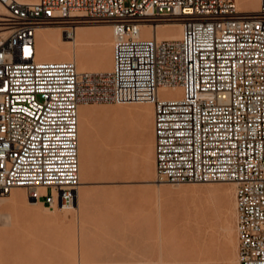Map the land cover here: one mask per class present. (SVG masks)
Here are the masks:
<instances>
[{"label":"built area","instance_id":"1","mask_svg":"<svg viewBox=\"0 0 264 264\" xmlns=\"http://www.w3.org/2000/svg\"><path fill=\"white\" fill-rule=\"evenodd\" d=\"M81 16L113 27L111 70L38 58L39 27L70 34ZM163 20L182 36L145 35ZM93 102L152 103L157 179L233 182L239 264H264V0L253 13L236 0H0V196L25 186L49 208L74 203L79 111Z\"/></svg>","mask_w":264,"mask_h":264},{"label":"rangeland","instance_id":"2","mask_svg":"<svg viewBox=\"0 0 264 264\" xmlns=\"http://www.w3.org/2000/svg\"><path fill=\"white\" fill-rule=\"evenodd\" d=\"M261 2L259 4V7L261 5ZM78 20H92V21L74 23L73 31L77 30L78 26H80V25H83V27L85 29H87V26L88 27L89 26L95 27V24H96V26L98 25L97 27H99L101 25H108L109 24L108 27L111 29V31H112V28H113L112 26H111L112 28L110 27L111 24L109 22L102 21V20L95 19V18H91V17L81 16V17H78ZM160 22L173 23V22H177V21L163 20V21H160ZM85 25H87V26H85ZM62 33L66 34V35H70V34H68L66 32L65 28H63ZM112 33H113V31H112ZM109 37H110V35H106V39H108ZM66 42H68V43L70 42L71 43V41H68V40ZM96 58H97V56L94 55L93 60H96ZM142 104H144V103L117 104V103L93 102V103H88L87 104L88 106H92V107L95 106L94 108H96V113L98 112L97 114H99V112H100L101 115L99 116V115H97L95 113L96 115H95L94 120H93V122H94L93 135L95 134L94 135L95 137L93 136L94 137L93 138L94 142L92 141V153H93V156H94V165H95V167H94L93 174L89 175L88 178L86 179V182L83 184L82 188L80 187V189H78V192L84 194V197H83L82 194H81V196L78 195L79 193L77 194V197L78 196L80 197V201H81L80 202V206H77L76 209H72L71 213H69V214L68 213L65 214V212H66L65 210L66 209H61V208H58V207L55 208V209L49 208L48 210H46V209L42 208L44 206V203H42L41 201L38 204H36V205H31L33 207L29 208L26 205V203H24L25 202V197H24L23 194L18 196L17 202L15 200L14 209H12V207H10V208L6 207L5 208V206L0 205V239H1L0 243H2V244H0V246L5 245L4 247L5 248L7 247L6 249H4V247L3 248L0 247L1 250H2V252L1 251L0 252H1V254H3L5 252V254L8 255L7 256V255L3 254L5 257L7 256L5 258L7 260V262H5L6 260H4L3 255H0V264H9V263L10 264H28V263L29 264H45V263H48V264L49 263L50 264H65V263L66 264H70V263H72V264L73 263L74 264H188L189 262H190L189 264H191V263L192 264H206V263H208V264H213V263L217 264L218 262H219L218 264H220V263L221 264H225V263L226 264H230V262H229V261H231V258L229 257L230 253L228 252L226 254V252L224 250V249H226V251H229L228 244L226 246V244L224 245V242L222 241V239L225 238V234H224V232L222 233V230L219 229V228H220L221 222L223 221V219L221 217H222V214H224V212H225L224 208L228 209L227 210L228 212L231 209L230 208V204H231V202L233 200V191L235 189V184L233 182H224V181H215V182H206V183L204 182V184L201 183V182L170 183V182H161V181L159 182V181H157L158 180L157 179V173L154 170V169H156L155 163H154V169H148L149 167L151 168L150 162H151V156L153 154V149H154V143H153V141L151 139V134H152L151 133L152 132L151 126L153 127L152 120H151V115L150 114L149 115L146 114L147 116H145L144 114H140L139 111L136 110ZM119 105H120V109L123 110V111L122 110L119 111V113L120 114L122 113L123 115L122 114L120 115L119 113H117V110H119V109H117V107H119ZM115 108H116V110H115ZM124 108H126V109L129 108V109H128V111H125L126 109L124 110ZM133 108H134V110H136L135 112L131 111V110H133ZM98 110H101V111H98ZM124 111L128 112V113L129 112L130 113L134 112V114L135 113L136 114H135V116H132L133 113H131V114L129 113L132 117L130 115H129L130 117H128V116H125V115H128V113L127 114L123 113ZM102 112H104V113L102 114ZM137 112L139 113L140 116L137 114ZM115 113H117V114H115ZM102 115H103V120L104 121H102V119H101ZM115 116H117L118 118L117 117L115 118ZM119 116H122L124 118H122V117L119 118ZM141 116H142V118H141ZM98 117L99 118L101 117V118L98 120ZM146 117H147V119H146ZM125 119H126V121H124ZM132 119H133L132 122L135 123V125L133 123V127H134V130H135L133 133L135 135L129 136L130 135L129 134V132H130L129 131V125L130 124H127V121L129 123V122H131ZM116 120H118L119 123ZM120 120H121V122H120ZM122 120L124 122H122ZM141 120H142V122H141ZM148 120H150V121H148ZM104 122H105V124H103ZM111 122H114V124L116 126L114 124L112 125ZM120 123H121V125H120ZM118 124L120 125L121 130L123 128L122 137H121V140H119V141L114 139L113 136H111L112 130L114 129V127L117 128ZM142 124H144L145 126L142 125ZM127 125H128V127H127ZM146 125L148 126V128L150 127L151 130L150 129H146V127H147ZM120 127H118V128H120ZM143 127H145V129H143ZM96 133H98V137H99L98 140L96 138L97 137ZM108 133H110V134L108 135ZM146 133L147 134L149 133L150 135H146ZM137 135L139 137L141 136L140 142L141 141L143 142V148H140V146L142 145L141 143H140V145L138 147V142H139L138 138L139 137H137ZM127 136H129L131 141L135 138L136 139L135 142L134 141L131 142L130 140H127V139H129V138H127ZM146 139H148V140H146ZM149 139H151V140H149ZM126 140L130 141V142H127ZM98 141H102V143L99 142V143H101L100 145L102 147L99 145ZM115 141L116 142L118 141L117 142L118 144L114 143ZM146 141H148L147 143H149V141H150L149 146L146 143ZM108 142H110V143H108ZM111 142L114 143V144H112ZM126 142L128 144H126ZM144 142L147 145L144 144ZM132 143H134V144L137 143V144L134 146V144H132ZM102 144H104V145H102ZM108 144H110V145L112 144L110 146V148H107V147H109ZM115 144H117V145H115ZM114 146L115 147L124 146L125 148H127L126 152L128 154L127 155H123L122 158L119 161V163L121 165L117 164L115 166V164L109 163V162H111V160L109 159L108 155H109L112 147L115 148ZM99 148H101V151L99 150L100 153H97ZM131 148H134V149H131ZM136 149H138V150H136ZM148 150H149V152H148ZM142 151H143L144 155L145 156L147 155L146 157H148V158H146L144 156V162H146V164L140 161L142 159L141 155H140V153H142ZM150 151H152V152H150ZM131 153L132 154L135 153V156L137 157V158L136 157L135 158L138 161V163H140V164H138L136 161H134V162H136L138 165L135 164V163L129 164V165L126 164V161L128 163L132 161L131 160V155H132ZM149 153H150V155H149ZM95 154L96 155L99 154V156L101 157L102 161H101L100 157L99 156H95ZM128 155H130V157ZM97 157H98V161L100 159L99 163L96 161ZM124 157H126V158L128 157L129 159L127 158V160L124 161L126 159ZM145 160H147V161H145ZM122 161H124V162H122ZM95 162H97V163H95ZM107 162H108V165H107ZM100 163H101V165H99ZM144 164H145V166H143ZM109 165H110V168L108 167ZM123 165H126V166H123ZM130 165H131L132 168H130ZM141 165L144 168L141 167ZM148 165H149V167H148ZM97 166L99 168H97ZM122 169H123L124 172L122 171ZM126 169H127V171L130 170L132 172L128 171L127 173H125ZM98 170H100L99 171L100 173L98 172ZM150 170H152V173H151ZM143 171H145V172L147 171L146 174H144L145 172H143ZM142 172H143V175H142ZM153 172H155L156 175ZM111 173H112V175H111ZM124 173L126 175L123 177L122 175H124ZM113 174H114L115 177L113 176ZM108 175H111V177L108 176ZM145 175L148 177V180H147V178L144 177ZM118 176H120V177H118ZM125 177H126V179H124ZM117 179H121V180H117ZM158 182H159V184H158ZM117 183H118V185L121 183L120 186L117 187L116 186ZM127 184H128V186H127ZM98 185H100L103 189L101 187H99ZM124 185H126V187H124ZM153 185L155 186L156 189L153 187ZM112 186H114L115 188H113ZM129 186L130 187L132 186V187L130 188ZM225 186H227V187H225ZM97 187H98V189H97ZM128 188H129V190H128ZM24 189H26V190L24 191ZM24 189H22L24 191V194H27L28 193V189L27 188H24ZM99 189L102 190L101 193H100ZM124 189H126V191H124ZM138 189H140V191ZM220 189L222 190V192H221ZM13 190L15 191L16 189L13 188L11 190V195L14 192ZM96 190H98V192L100 193V194H98L99 195L98 197L100 198V196L102 194V195L105 196L104 199H102L103 197L101 198L102 200L99 199V198L97 199V197H95L94 194H96V196H97V191ZM113 191H115L116 194ZM122 191H124V192H122ZM143 192H145V193H143ZM147 193H150L149 194L150 196L149 195L146 196ZM7 194H10V193H7ZM126 194H127V196H126ZM6 195H3L2 197L6 196ZM223 195H225V196H223ZM89 196L92 197V198H90V200L95 202V203H92L91 201L88 202L89 200H88L87 197H89ZM77 197H76V199H77ZM93 197H94V200H92ZM223 197H225L228 201L225 202L226 200H224ZM19 198H21V200ZM84 198L86 200H88L87 201L88 203H86ZM111 198H114V199H111ZM82 200L88 206L86 204H83L84 202H82ZM95 200H97L98 202L95 201ZM20 201H21V203L23 201V203L21 204ZM126 201H128V202H126ZM40 203H42L43 206L40 207ZM138 203H140V204H145L146 203L145 205H143L144 209L142 208V205H140ZM223 203H226V204L228 203L227 204L228 206H226V207L223 206V205H226V204H223ZM121 204H122V206H121ZM83 205H86L85 208H86L87 211H83L82 210V209H85V208H83ZM38 206H39V208H38ZM110 206H114V208L110 207ZM130 206L133 208V210L138 211V212L132 211ZM138 206H141V208H139ZM102 208L104 210H102ZM126 208L128 210H126ZM151 208H152V210H151ZM129 209H131V210H129ZM136 209H138V210H136ZM198 209H199V211H198ZM212 209L214 211H211ZM27 210H28V212L30 211L29 215L26 212ZM106 210H108V213H107ZM209 210L211 211V213H210ZM98 211H101V212H98ZM153 211H154V213H153ZM207 211H208V214L206 213ZM23 212L27 213V214H24ZM38 212H39V214H38ZM102 212H103L104 217L101 216ZM131 212L133 214H135V215H133ZM146 212L148 214H146ZM19 213H20V215H19ZM91 213H92L93 216L91 215ZM94 213L95 214L97 213L98 215L100 213L101 215L98 216L96 214L98 217L95 218L96 215ZM202 213L205 216H203ZM6 214H7V216H6ZM9 214H10V216H9ZM145 214L147 216H149V217H147ZM212 214H214V215L212 216ZM61 215H62L63 218L61 217ZM107 215L108 216L111 215V216H109L108 221L106 219L108 217ZM150 215H151V218H150ZM208 215L212 219L215 218L216 220H218V217H219L221 222H220V220H218L217 222H216V220L213 221L210 217H208ZM29 216L31 217L30 220H32L31 223H30L29 218H26V217H29ZM145 216H146L147 219L145 218ZM202 216H203V218H206V219L203 220ZM102 217H103L104 220L106 219L105 223H104V220L102 219ZM115 217H117V218H115ZM20 218L23 219V220L22 221H18V219L20 220ZM68 218H71L72 221H70ZM89 218H91V219H89ZM114 218L116 220L118 219L120 223L118 224L117 223L118 220L116 221ZM132 218H133V220H132ZM155 218L158 219V220H156ZM33 219H35L34 220L35 223L32 226ZM92 219H93V221H92ZM160 219H161V221H160ZM200 219L203 222H201ZM8 220L10 222H8ZM27 220H29V221H27ZM38 220H40L41 222L40 221L38 222ZM101 220H103L102 221L103 224L102 223L100 224ZM120 220H122L123 222L120 221ZM124 220H126V222ZM143 220H144V223H143ZM197 220H199V221H197ZM94 221L96 223H94ZM129 221H131V224L129 223ZM140 221H141V223H140ZM17 222H18L19 226L17 225ZM36 222L38 223V225H36L37 224ZM82 222H83V224H82ZM214 222L216 223V226L214 225L215 224ZM21 223H23L24 225L21 224ZM70 223H73V225L70 224ZM84 223H85V225H84ZM114 223H117V225L115 224L117 226L116 228H114L115 227ZM195 223L197 224V226H196ZM233 223H234V219H233ZM111 224L113 226H111ZM209 224H210L211 227L209 226ZM20 225H22L21 229H17L18 227H20ZM82 225H84V226H82ZM104 225L105 226L107 225V227H105ZM14 226H15L16 229L14 228ZM27 226H29V227H27ZM75 226H76V228H75ZM93 226H94V228H93ZM98 226H100V227L98 228ZM214 226H215V228H214ZM23 227H24V229H26L25 231H23L24 230ZM30 227H36V228H33L34 230L32 231V229ZM146 227H147V229H146ZM192 227H194L193 228L194 230H192ZM65 228H66V230H65ZM9 229H14L15 232L13 230H12L13 232L8 231ZM5 230H6V232H11V233H9V235H10L9 238H8V233H5ZM16 230H18V232H17L18 234L16 233ZM20 230L23 231L24 233L22 232L23 233L22 234L20 232ZM27 231H28L29 235L26 233ZM61 231H63V233L65 232L63 234L65 237L63 235H61V233H62ZM194 231L196 233H194ZM203 231H204V233H201ZM205 231L207 233H205ZM208 231L209 232H213V233H209ZM19 232H20V234H19ZM29 232H31L32 234L29 233ZM34 232L35 233L38 232V234H35ZM190 232H192V235L190 234ZM216 232H218V234H220V235H218ZM3 234L5 236L4 238H3ZM24 234L26 236H24ZM33 234H35L34 237H33ZM209 234H211L212 236L211 235L208 236ZM214 234L216 235L215 236L216 238L214 237ZM12 235H14V237L16 235H18V237H16V238L21 239V241H19L18 239L16 240V238H15V240L17 242L15 240H14L15 242L13 240H11V242H10V238H11ZM115 235H117V236H115ZM205 235H206V237H205ZM217 235L219 237H217ZM20 236H22V237H20ZM27 236L32 237L31 238L32 240L35 239L34 242L30 238H29V240H26ZM35 236H36V238H35ZM189 236L192 237V238L190 239ZM195 236H196V238H195ZM2 238H3L4 242H3ZM39 238L40 239L42 238L41 241H40ZM199 238H200V241H199ZM201 238H202V240H204V243L201 240ZM208 238L212 239V243L213 244L211 243L210 239H208ZM8 239H9V241H6ZM36 239H39L40 242L37 241ZM213 239H214V241H213ZM24 240L26 242H28V241L29 242L31 241V242H30V244H29V242L25 243ZM218 240H219L220 243L218 242ZM224 240H226V238ZM198 241H199V243L202 241L203 244L202 243L198 244L197 243ZM205 241H206V243H205ZM207 241H210V245H209V243ZM215 241H216L217 244H214ZM18 242L21 243V244H19ZM193 242H195V243H193ZM237 242H238V239H237ZM22 243H23V247L18 246V245H22ZM225 243H227V241H225ZM7 244L9 246H6ZM12 244H14V245H12ZM26 244L31 245L32 247L28 246ZM193 244H195V245H193ZM211 244H212V246H211ZM11 245L14 246L13 248H14L15 251L12 250V252L10 253L9 250L13 249V248H11L12 247ZM198 245H202L203 247L202 246H198ZM220 245L224 246V248H222ZM27 246H28V248H27ZM213 246H214L215 249L213 248ZM236 246H238V244H236ZM201 247H202V249H201ZM32 248H34V249H32ZM193 248L195 250H197V251L199 250L200 251V255L199 254L197 255V253H195L197 251H194ZM205 248H207V249H205ZM209 248H213V251H212V249L210 250ZM28 250H30V252L32 253L33 256L30 254V252ZM214 250H215V253H217L218 255H219L218 251L222 250L221 253H220L221 255L218 256L215 253H213ZM236 250H237V247H236ZM13 251H14V253H13ZM17 251L21 254V256L25 252L26 255L24 254L25 256L23 255V257H22V260H25V261H21V259H20L21 256H20V254ZM21 251L23 253H21ZM32 251H34V253ZM59 251L61 253L63 251L62 254H64V255L61 254V257H63L64 259H61V257L59 256L60 255ZM193 251H194V254H191V252L193 253ZM211 251H212L213 254L209 255V253H211ZM8 252L10 253V255H9ZM16 253H17V255H16ZM35 253H38V254H36L37 255L36 257H34ZM69 253H72V254H69ZM202 253H204V254H202ZM205 253H206L207 256H205ZM236 253H237V251H236ZM51 254L53 255V257H55L56 254L57 255L59 254L58 257L57 256L55 257V259L57 258L56 260H58V261L55 262V259L52 258ZM195 254H196V256H194ZM214 254L216 255L215 259H212L214 256H211V255H214ZM14 255L15 256L19 255L20 257L18 256V258L13 259V258H15ZM27 255L30 256V257L28 258ZM40 255L42 257L41 260H40ZM71 255H73V256L70 257ZM10 256H13V258H11ZM44 256H45L46 260H45ZM46 256L47 257L51 256V257H48L49 258L48 259ZM190 256L192 258L194 257L193 259H195V260L190 258ZM201 256H203V259H202ZM24 257L25 258L27 257V259H29V261H30V258H32V257H34V258L31 259L32 260L31 261L32 263H31V262H28ZM37 257H38L37 260L41 261L40 263H38L39 261L35 260ZM225 257L226 258L229 257V258L226 259ZM8 258H11V259H8ZM187 258H189V259L187 260ZM17 259H20V260H18L19 263L15 261ZM42 259H43V261H42ZM60 259H61V261H63V263H61L59 261ZM66 259H67L68 262H66ZM52 260H53V262H52ZM70 260L75 261V262H71ZM44 261H47V262H44ZM227 261H228V263H227ZM234 263H235V261H234Z\"/></svg>","mask_w":264,"mask_h":264},{"label":"bare ground","instance_id":"3","mask_svg":"<svg viewBox=\"0 0 264 264\" xmlns=\"http://www.w3.org/2000/svg\"><path fill=\"white\" fill-rule=\"evenodd\" d=\"M262 0H236V2H237V7H238V10L239 11H242V12H247V13H253V12H255V11H257L259 8V4H260V2H261ZM89 21H92V20H77V22H89ZM109 25V24H108ZM108 25H101V26H99V27H97L96 26V24H95V27H91V26H87V25H85V26H87V29H85L84 27H83V25H80V26H78V28H77V30H75L73 33L71 32L70 33V35H66V34H63L62 33V31H63V27H61V26H58V25H52V26H42V27H39L38 28V30H37V46H38V58L39 59H42V60H75V62L77 63V66H78V69L80 70V71H108V70H111L112 69V66H113V42H114V33H112V31H113V28L111 27V25H110V27L112 28V31H111V29L108 27ZM102 27V28H101ZM75 28V29H76ZM79 29V30H78ZM143 31H144V33H145V35H148V36H152V35H156L158 38H167V39H179L181 36H182V32H183V23L182 22H180V21H177V22H173V23H169V22H157V23H155L154 25L153 24H149V23H144V25H143ZM154 31V32H153ZM106 35H110V37L108 38V39H106ZM71 41V43L69 42H66V41ZM94 55H96L97 56V58H96V60H93V57H94ZM164 90H168V91H176V95L178 96V95H180L181 94V90H180V88H178V87H175V88H171V87H165V88H162L161 89V91H164ZM142 103H144V104H142V105H140L136 110H138L139 111V113L140 114H144L145 116H147L146 114H150L151 115V120H152V124H153V122H154V105L152 104V103H150V102H142ZM92 105V104H91ZM95 107V106H94ZM94 107H92V106H88L87 104H82L81 106H80V111H79V124H80V184H79V186H78V189H80V187L82 188V186H83V184L86 182V179L88 178V176L89 175H92L93 174V172H94V167H95V165H94V156H93V153H92V141L94 142V140H93V138L95 137L94 135H93V130H94V122H93V120H94V117H95V115L98 113H96V108H94ZM116 107V106H115ZM132 107V106H131ZM100 108V107H99ZM105 108V107H104ZM122 108V107H121ZM98 109V108H97ZM101 109V108H100ZM117 109H119V110H117V113H119V111H121L122 109H120V105H119V107H117ZM126 108H124V110H125ZM129 109V108H128ZM128 109H126L125 111H128ZM131 109V108H130ZM115 110H116V108H115ZM136 110H134V108H133V110H131V111H136ZM98 111H101V110H98ZM103 111V110H102ZM105 111V110H104ZM123 111V110H122ZM123 112V113H128V112ZM134 112H131V113H133L132 114V116H135V114H134ZM96 113V114H95ZM104 112H102V114H103ZM117 113H115V114H117ZM130 113V112H129ZM128 113V115H125V116H128V117H130L131 115V113L129 114ZM139 113L137 112V114L139 115ZM120 114V113H119ZM118 114V115H119ZM122 114V113H121ZM120 114V115H121ZM97 115H101L100 114V112H99V114H97ZM123 115V114H122ZM130 115V116H129ZM131 116V117H132ZM140 116V115H139ZM97 117V116H96ZM117 116H115V118H116ZM120 117H122V116H119V118ZM149 117V116H148ZM101 118V117H100ZM99 117H98V120L100 119ZM118 118V117H117ZM122 118H124V117H122ZM141 118H142V116H141ZM140 118V119H141ZM145 118V117H144ZM143 118V119H144ZM102 121H104L103 120V115H102ZM137 119V118H136ZM135 119V120H136ZM139 119V120H140ZM146 119H147V117H146ZM149 119V118H148ZM97 120V119H96ZM128 120V119H127ZM101 121V120H100ZM99 121V122H100ZM117 122H118V120H116ZM124 121H126V119L124 120ZM123 120H122V122H124ZM133 121V119L131 120V122H129L128 123V121H127V124H130L129 125V136H133V135H135L133 132L135 131L134 130V127H133V123L134 122H132ZM148 121H150V120H148ZM115 122V121H114ZM114 122H111L112 123V125L114 124ZM120 122H121V120H120ZM141 122H142V120H141ZM145 122V121H144ZM116 123V122H115ZM119 123V122H118ZM146 123V122H145ZM144 123V124H145ZM149 123V122H148ZM101 124V123H100ZM99 124V125H100ZM103 124H105V122L103 123ZM123 124V123H122ZM137 124V123H136ZM144 124H142V125H144ZM97 125V124H96ZM115 125V124H114ZM119 125V124H118ZM117 125V128L116 127H114V129L112 130V132H111V136H113L114 137V139H116V140H121V137H122V130H123V128H122V130H121V127H120V125H121V123H120V125L118 126ZM124 125V124H123ZM134 125H135V123H134ZM141 125V126H142ZM150 125V124H149ZM111 126V125H110ZM116 126V125H115ZM145 126V125H144ZM147 126V125H146ZM113 127V126H112ZM118 127H120V128H118ZM123 127V126H122ZM127 127H128V125H127ZM126 127V128H127ZM151 128H152V134H151V139H152V141H153V143H154V134H153V127L151 126ZM136 129V128H135ZM143 129H145V127H143ZM142 129V130H143ZM146 129H150V127L148 128V126L146 127ZM151 130V129H150ZM137 131V130H136ZM145 131V130H144ZM95 132V131H94ZM97 132V131H96ZM109 132V131H108ZM150 132V131H149ZM99 133V132H98ZM98 133H96L97 134V140L99 139V137H98ZM137 133V132H136ZM141 133V132H140ZM144 133V132H143ZM142 133V134H143ZM110 133H108V135H109ZM146 135H150L149 133L147 134L146 133ZM94 136V137H93ZM129 136H127V138H129ZM109 137V136H108ZM126 137V136H125ZM137 137H139L138 135H137ZM146 137V136H145ZM111 138V137H110ZM140 138H141V136L138 138V140H139V142H138V147H139V145H140V143L142 144L141 146H140V148H143V142L141 141L140 142ZM144 138V137H143ZM142 138V139H143ZM151 139H149V140H151ZM127 140H130V138L129 139H127ZM126 140V141H127ZM135 138L132 140V141H134L135 142ZM146 140H148V139H146ZM96 141V140H95ZM110 141V140H109ZM117 141V142H118ZM131 141V140H130ZM130 141H127V142H130ZM131 141V142H132ZM151 141V142H152ZM97 142V141H96ZM95 142V143H96ZM99 142H101L102 143V141H98V143ZM116 141L114 142V143H117ZM126 142V144H128ZM148 141H146V143H147ZM101 143H99V145L101 144ZM107 143V142H106ZM108 143H110V142H108ZM112 143V142H111ZM114 143H112V144H114ZM145 142H144V144H146ZM149 143H150V141H149ZM149 143H147L148 144V146H149ZM105 144V143H104ZM104 144H102V145H104ZM111 144V145H112ZM118 144V143H117ZM117 144H115V145H117ZM123 144V143H122ZM132 144H134V143H132ZM137 144V143H136ZM136 144H134V146L136 145ZM146 144V145H147ZM109 145V147H107V148H110V144H108ZM107 145V146H108ZM101 146V145H100ZM133 146V145H132ZM131 146V147H132ZM133 146V147H134ZM102 147V146H101ZM115 147V146H114ZM147 148V147H146ZM126 149L127 148H125L124 146H117V147H115V148H113L112 147V149H111V151H110V153H109V159L111 160V162H109V163H112V164H115V166L117 165V164H120L119 163V161H120V159L122 158V156L123 155H127L128 153L126 152ZM131 149H134V148H131ZM149 149V148H148ZM101 151V148H99L98 149V151ZM136 150H138V149H136ZM143 150V149H142ZM97 151V153H100V151L98 152ZM135 151V150H134ZM145 151V150H144ZM147 151V150H146ZM132 152V151H131ZM148 152H149V150H148ZM147 152V153H148ZM150 152H152V151H150ZM95 153V152H94ZM137 153V152H136ZM132 154V153H131ZM130 154V155H131ZM130 155H128L129 157H130ZM140 155H141V162H143V163H145L146 164V162H144V153H143V151H142V153H140ZM149 155H150V153H149ZM95 156H99V154H95ZM147 156V155H146ZM145 156V157H146ZM100 157V156H99ZM136 156H135V153H133L132 155H131V162H127L126 160H127V158L126 157H124V158H126L124 161H126V164H133V163H135V164H137L138 163V161L136 160V158H135ZM103 158V157H102ZM146 158H148V157H146ZM145 158V159H146ZM100 159H101V157H100ZM100 159H99V161H100ZM106 159V158H105ZM129 159V158H128ZM104 160V159H103ZM148 160V159H147ZM147 160H145V161H147ZM96 161L99 163V161H98V157H97V159H96ZM101 161H102V159H101ZM124 161H122V162H124ZM130 161V160H129ZM134 161H136V162H134ZM97 162H95V163H97ZM105 162V161H104ZM108 162H107V165H108ZM149 162V161H148ZM154 163H155V155H154V149H153V154H152V156H151V162H150V164H151V168L149 167V165H148V169H154ZM124 164V163H123ZM134 164V165H135ZM138 164H140V163H138ZM137 164V165H138ZM145 164L143 165V166H145ZM99 165H101V163L99 164ZM111 165V164H110ZM110 165L108 166L109 168H110ZM121 165V164H120ZM112 166V165H111ZM123 166H126V165H123ZM142 165H141V167H143ZM147 166V165H146ZM113 167V166H112ZM128 167V166H127ZM126 167V168H127ZM155 167H156V165H155ZM97 168H99L98 166H97ZM129 168V167H128ZM127 168V169H128ZM130 168H132L131 167V165H130ZM129 168V169H130ZM144 168V167H143ZM127 169H126V172L125 173H127L128 171H130V170H128L127 171ZM140 169V168H139ZM138 169V170H139ZM142 169V168H141ZM111 170V169H110ZM137 170V169H136ZM143 170V169H142ZM141 170V171H142ZM146 170V169H145ZM155 171H156V169H154ZM100 170H98V172H99ZM122 171H123V169H122ZM151 171V173H152V170H150ZM97 172V173H98ZM111 172V171H110ZM124 172V171H123ZM130 172H132V171H130ZM143 172H145V171H143ZM143 172H142V175H143ZM147 172V171H146ZM146 172L144 173V174H146ZM100 173V172H99ZM124 173V175H122L123 177L126 175ZM153 173H155V172H153ZM130 174V173H129ZM111 175H112V173H111ZM111 175H108V176H110L111 177ZM155 175H156V173H155ZM107 176V177H108ZM113 176H114V174H113ZM121 176V177H122ZM100 177V176H99ZM106 177V178H107ZM115 177V176H114ZM118 177H120V176H118ZM122 177V178H123ZM143 177V176H142ZM145 178H147V180H148V177L145 175L144 176ZM154 178V177H153ZM92 179V178H91ZM124 179H126V177L124 178ZM113 180V179H112ZM117 180H121V179H117ZM123 180V179H122ZM90 181V180H89ZM93 181V180H92ZM114 181V180H113ZM157 181H159V180H157ZM149 182V181H148ZM160 182V181H159ZM159 182H158V184H159ZM127 183V182H126ZM206 183V182H205ZM121 184V183H120ZM120 184L118 185V183L116 184V186L118 187V186H120ZM124 184V183H123ZM149 184V183H148ZM147 184V185H148ZM204 184V183H203ZM196 185V184H195ZM226 185V184H225ZM85 186V185H84ZM99 187H101L100 185H98ZM127 186H128V184H127ZM202 186V185H201ZM113 188H115L114 186H112ZM111 187V188H112ZM124 187H126V185H124ZM123 187V188H124ZM130 187V186H129ZM132 187V186H131ZM130 187V188H131ZM148 187V186H147ZM153 187L155 188V186L153 185ZM225 187H227V186H225ZM224 187V188H225ZM24 188H26L25 186H17V187H14V189H16L13 193H12V195H11V192H9L10 194H4V195H6V196H4V197H2L3 195H1L0 196V205H2V206H5V208L6 207H12V209H14V205H15V200H16V202H17V198H18V196H20V195H24V197H25V202L24 203H26V205L29 207V208H31V207H33V206H31V205H36V204H38L40 201H37L36 199H34V198H32L28 193L27 194H24V191L26 190V189H24ZM84 188V187H83ZM94 188V187H93ZM102 188V187H101ZM100 188V189H101ZM110 188V189H111ZM112 188V189H113ZM22 189H24V191L22 190ZM95 189V188H94ZM97 189H98V187H97ZM99 189V191H100V193H101V191L102 190H100ZM103 189V188H102ZM127 189V188H126ZM126 189H124V191H126ZM153 189V188H152ZM156 189V188H155ZM226 189V188H225ZM128 190H129V188H128ZM139 191H140V189H138ZM221 190V189H220ZM41 191H43V189H41ZM80 191V190H79ZM97 191V196H96V194H94L95 195V197H97V199L99 198L98 196V194H100L99 192H98V190H96ZM124 191H122V192H124ZM151 191V190H150ZM149 191V192H150ZM111 192V191H110ZM114 193H115V191H113ZM112 192V193H113ZM128 192V191H127ZM221 192H222V190H221ZM79 194L78 195H80L81 196V194L83 195V197H84V194L83 193H80V192H78ZM143 193H145V192H143ZM111 194V193H110ZM116 194V193H115ZM150 193H147V195L146 196H148ZM226 194V193H225ZM144 195V196H145ZM221 195V194H220ZM117 196V195H116ZM126 196H127V194H126ZM150 196V195H149ZM223 196H225V195H223ZM103 197V198H102ZM104 195H102L101 194V196H100V198L99 199H104ZM110 197V196H109ZM112 197V196H111ZM114 197V196H113ZM22 198V197H21ZM21 198H19L20 200H21ZM88 198V200H86L85 198V201H86V203H88V202H90L91 200H90V198H92V197H87ZM115 198V197H114ZM114 198H111V199H114ZM145 198V197H144ZM149 198V197H148ZM224 198V200H226L225 202H227L228 200L225 198V197H223ZM96 199V198H95ZM101 199V200H102ZM116 199V198H115ZM221 199V198H220ZM92 200H94V197H93V199ZM223 200V199H222ZM19 201V200H18ZM88 201V202H87ZM95 201H97V200H95ZM104 201V200H103ZM118 201V200H117ZM148 201V200H147ZM80 197L78 196L77 197V199L74 201V203L73 204H71V205H69V206H64V207H59V208H61V209H66L65 211V214H69V213H71V211H72V209H76V207L77 206H80ZM82 202H84L83 200H82ZM92 203H95V202H93V201H91ZM98 202V201H97ZM105 202V201H104ZM113 202V201H112ZM120 202V201H119ZM126 202H128V201H126ZM125 202V203H126ZM20 203H21V201H20ZM22 203H23V201H22ZM21 203V204H22ZM85 202L83 203V204H86ZM121 203V202H120ZM143 203V202H142ZM42 203H40V207L41 206H43V204L41 205ZM104 204V203H103ZM114 204V203H113ZM116 204V203H115ZM138 204H140V203H138ZM146 204V203H145ZM145 204H140V205H142V208H143V205H145ZM223 204H226V203H223ZM228 204V203H227ZM223 205V206H228V205ZM25 205V206H26ZM87 205V204H86ZM86 205H83V208H85L86 207ZM97 205V204H96ZM105 205V204H104ZM112 205V204H111ZM88 206V205H87ZM93 206V205H92ZM121 206H122V204H121ZM120 206V207H121ZM129 206V205H128ZM148 206V205H147ZM17 207V206H16ZM15 207V208H16ZM90 207V206H89ZM88 207V208H89ZM101 207V206H100ZM110 207H113L114 208V206H110ZM116 207V206H115ZM131 207V206H130ZM139 208H141V206H138ZM137 207V208H138ZM145 207V206H144ZM38 208H39V206H38ZM42 208H44V209H46V210H48L49 209V207L46 205V204H44V206L42 207ZM93 208V207H92ZM91 208V209H92ZM96 208V207H95ZM98 208V207H97ZM107 208V207H106ZM146 208V207H145ZM223 208V207H222ZM230 211L228 212L227 210L228 209H226V208H224L225 209V212H224V214H222V219H223V221L221 222V220H220V218L218 217V220H220V222H221V224H220V228L219 229H221L222 230V233L224 232V234H225V238H226V240H224V239H222V241L224 242V245L226 244V246H227V244H228V248H229V251H226V249H224L225 250V252H226V254L229 252L230 253V255H229V257L231 258V261H229L230 262V264H239V260H238V256H237V253H236V247H238V246H236V244H238V242H237V234H236V228H235V224L233 223V219H234V217H235V189H234V191H233V200H232V202H231V204H230ZM90 209V208H89ZM131 209H132V211H135V210H133V208L131 207ZM131 209H129V210H131ZM144 209V208H143ZM142 209V210H143ZM215 209V208H214ZM38 210V209H37ZM78 210V209H77ZM81 210V209H80ZM83 211H87L86 210V208L85 209H82ZM102 210H104L103 208H102ZM126 210H128L127 208H126ZM136 210H138V209H136ZM151 210H152V208H151ZM197 210V209H196ZM39 211V210H38ZM107 211V213H108V210H106ZM144 211V210H143ZM198 211H199V209H198ZM210 211V210H209ZM211 211H214L213 209L211 210ZM211 211H210V213H211ZM25 212V211H24ZM23 212V213H24ZM27 213H28V215H29V213H30V211L28 212V210L26 211ZM45 212V211H44ZM48 212V211H47ZM64 212V211H63ZM62 212V213H63ZM98 212H101V211H98ZM126 212V211H125ZM135 212H138V211H135ZM142 212V211H141ZM201 212V211H200ZM27 213H24V214H27ZM36 213V212H35ZM93 213V212H92ZM92 213H91V215H92ZM128 213V212H127ZM132 213V212H131ZM130 213V214H131ZM140 213V212H139ZM145 213V212H144ZM152 213V212H151ZM153 213H154V211H153ZM152 213V214H153ZM207 214H208V211L206 212ZM209 213V214H210ZM215 213V212H214ZM38 214H39V212H38ZM37 214V215H38ZM95 214V213H94ZM97 214V213H96ZM95 214V215H96ZM105 214V213H104ZM126 214V213H125ZM133 214V213H132ZM146 214H148L147 212H146ZM145 214V215H146ZM203 214V213H202ZM206 214V215H207ZM216 214V213H215ZM19 215H20V213H19ZM32 215V214H31ZM35 215V214H34ZM60 215V214H59ZM98 215V214H97ZM96 215V217L95 218H97L98 216H100L101 214L99 213V215L97 216ZM114 215V214H113ZM133 215H135V214H133ZM143 215V214H142ZM199 215V214H198ZM214 214H212V216H213ZM5 216V215H4ZM6 216H7V214H6ZM9 216H10V214H9ZM39 216V215H38ZM67 216V215H66ZM93 216V215H92ZM101 216H103L104 217V215H103V212H102V215ZM106 216V215H105ZM108 216V215H107ZM109 216H111V215H109ZM109 216L106 218L107 219V221H108V218H109ZM115 216V215H114ZM147 216V215H146ZM146 216H145V218H146ZM157 216V215H156ZM196 216V215H195ZM203 216H205L204 214H203ZM203 216H202V219L204 220V219H206V218H203ZM218 216V215H217ZM61 217H62V215H61ZM103 217H102V219H103ZM139 217V216H138ZM147 217H149V216H147ZM208 217H210L209 215H208ZM26 218H29V220L31 219V217L29 216V217H26ZM38 218V217H37ZM36 218V219H37ZM63 218V217H62ZM61 218V219H62ZM66 218V217H65ZM93 218V217H92ZM113 218V217H112ZM115 218H117V217H115ZM114 218V219H115ZM150 218H151V215H150ZM199 218V217H198ZM211 218V217H210ZM217 218V217H216ZM10 219V218H9ZM70 221H72L71 220V218H68ZM89 219H91V218H89ZM94 219V218H93ZM93 219H92V221H93ZM106 219L104 220V223H105V221H106ZM120 219V218H119ZM135 219V218H134ZM147 219V218H146ZM149 219V218H148ZM156 219V218H155ZM154 219V220H155ZM212 219V218H211ZM23 219H21L20 218V220L18 219V221H22ZM25 220V219H24ZM29 220H27V221H29ZM34 220L35 219H33V223H32V226L34 225ZM66 220V219H65ZM103 220H101L100 221V224L102 223V221ZM116 220V219H115ZM118 220V219H117ZM116 220V221H117ZM132 220H133V218H132ZM131 220V221H132ZM156 220H158V219H156ZM201 220V219H200ZM213 221L214 220H216L215 218L214 219H212ZM218 220H216V222L218 221ZM26 221V222H27ZM40 220H38V222H39ZM86 221V220H85ZM88 221V220H87ZM96 221V220H95ZM94 221V223H96ZM120 221H122V220H120ZM125 222H126V220H124ZM131 221H129V223L131 224ZM160 221H161V219H160ZM197 221H199V220H197ZM211 221V220H210ZM212 221V222H213ZM8 222H10L9 220H8ZM24 222V221H23ZM32 222V220H30V223ZM41 222V221H40ZM43 222V221H42ZM99 222V221H98ZM115 222V221H114ZM123 222V221H122ZM121 222V223H122ZM128 222V221H127ZM156 222V221H155ZM201 222H203L202 220H201ZM209 222V221H208ZM37 223V222H36ZM62 223V222H61ZM66 223V222H65ZM107 223V222H106ZM109 223V222H108ZM118 224L120 223L119 222V220H118V222H117ZM117 223H114V225L116 224L117 225ZM133 223V222H132ZM140 223H141V221H140ZM143 223H144V220H143ZM142 223V224H143ZM146 223V222H145ZM150 223V222H149ZM148 223V224H149ZM157 223V222H156ZM215 223V222H214ZM213 223V224H214ZM21 224H23V223H21ZM63 224V223H62ZM70 224H72L73 225V223H70ZM82 224H83V222H82ZM103 224V223H102ZM113 224V223H112ZM111 224V226H113ZM123 224V223H122ZM147 224V225H148ZM161 224V223H160ZM196 224V223H195ZM199 224V223H198ZM202 224V223H201ZM208 224V223H207ZM17 225H18V222H17ZM24 225V224H23ZM36 225H38V223L36 224ZM35 225V226H36ZM65 225V224H64ZM84 225H85V223H84ZM84 225H82V226H84ZM98 225V224H97ZM108 225V224H107ZM107 225L105 226V227H107ZM115 225V227L114 228H116L117 226ZM126 225V224H125ZM157 225V224H156ZM203 225V224H202ZM215 226H216V223L214 224ZM16 226V225H15ZM15 226H14V228H15ZM19 226V225H18ZM17 226V227H18ZM26 226V225H25ZM92 226V225H91ZM101 226V225H100ZM100 226H98V228L100 227ZM131 226V225H130ZM161 226V225H160ZM196 226H197V224H196ZM208 226V225H207ZM209 226H210V224H209ZM215 226H214V228H215ZM21 227H22V225H20V227H18L17 229H21ZM27 227H29V226H27ZM199 227V226H198ZM211 227V226H210ZM31 229H32V231L34 230L33 228H36V227H30ZM75 228H76V226H75ZM93 228H94V226H93ZM143 228V227H142ZM194 227H192V230H194L193 229ZM217 228V229H218ZM16 229V228H15ZM23 229H24V227H23ZM22 229V230H23ZM29 229V228H28ZM102 229V228H101ZM146 229H147V227H146ZM197 229V228H196ZM14 231V229H9L8 231H11V232H13ZM26 229H24L23 231H25ZM40 230V229H39ZM62 230V229H61ZM65 230H66V228H65ZM84 230V229H83ZM191 230V231H192ZM212 230V229H211ZM216 230V229H215ZM214 230V231H215ZM23 231H21L20 230V232L22 233ZM31 231V230H30ZM31 231V232H32ZM116 231V230H115ZM198 231V230H197ZM202 231V230H201ZM218 231V230H217ZM11 232H6V230H5V233H8V238H9V233H11ZM15 232V231H14ZM18 232V230H16V233ZM20 232H19V234H20ZM31 232H29V233H31ZM62 233H61V235H63L64 233H63V231H61ZM141 232V231H140ZM146 232V231H145ZM209 232V231H208ZM15 233V234H16ZM24 233V232H23ZM22 233V234H23ZM27 234H28V231L26 232ZM33 233V232H32ZM31 233V234H32ZM35 233V232H34ZM116 233V232H115ZM194 233H196L195 231H194ZM201 233H204V231L203 232H201ZM205 233H207L206 231H205ZM209 233H213V232H209ZM217 234H218V232H216ZM14 234V235H15ZM18 234V233H17ZM30 234V235H31ZM35 234H38V232L37 233H35ZM35 234H33V237H34V235ZM120 234V233H119ZM190 234L192 235V232H190ZM223 234V235H224ZM6 235V234H5ZM14 235H12L11 236V238H10V242H11V240H15V238L16 237H18V235H16L15 237H14ZM29 235V234H28ZM66 235V234H65ZM139 235V234H138ZM190 235V236H191ZM194 235V234H193ZM199 235V234H198ZM201 235V234H200ZM211 234H209L208 236H210ZM218 235H220V234H218ZM217 235V237H219ZM23 236V235H22ZM22 236H20V237H22ZM24 236H26L25 234H24ZM64 236V235H63ZM62 236V237H63ZM115 236H117V235H115ZM122 236V235H121ZM189 236V237H190ZM202 236V235H201ZM207 236V237H208ZM212 236V235H211ZM216 235L214 234V237H215ZM222 236V235H221ZM5 236H4V234H3V238H4ZM13 237V238H12ZM40 237V236H39ZM65 237V236H64ZM68 237V236H67ZM66 237V238H67ZM194 237V236H193ZM203 237V236H202ZM205 237H206V235H205ZM213 237V238H214ZM224 237V236H223ZM3 238H2V240H3ZM7 238V237H6ZM24 238V237H23ZM29 238L31 239L32 237H29V236H27V239L26 240H29ZM35 238H36V236H35ZM38 238V237H37ZM192 237H190V239H191ZM195 238H196V236H195ZM198 238V237H197ZM216 238V237H215ZM214 238V239H215ZM18 238H16V240H17ZM40 239V238H39ZM39 239H36L37 241H39ZM42 239V238H41ZM41 239H40V241H41ZM208 239H210V238H208ZM214 239H213V241H214ZM220 239V238H219ZM15 240V241H16ZM19 241H21V239H18ZM32 240V239H31ZM35 240V239H34ZM34 240H32L33 242H34ZM193 240V239H192ZM201 240H202V238H201ZM6 241H9V239L8 240H6ZM12 241V242H13ZM14 241V242H15ZM25 241V240H24ZM23 241V242H24ZM36 241V242H37ZM39 241V242H40ZM199 241H200V238H199ZM199 241L197 242L198 244H200V243H202V241H203V243H204V240H202L200 243H199ZM210 241H211V243H212V239H210ZM210 241H207L208 243H209V245H210ZM225 241H227V243H225ZM0 242H1V239H0ZM3 242H4V240H3ZM9 242V243H10ZM17 242V241H16ZM29 242V241H28ZM28 242H26L25 241V243H28ZM31 242V241H30ZM30 242H29V244H30ZM35 242V243H36ZM218 242H219V240H218ZM19 243V242H18ZM38 243V242H37ZM193 243H195V242H193ZM196 243V244H197ZM202 243V244H203ZM205 243H206V241H205ZM207 243V244H208ZM220 243V242H219ZM0 244H2V243H0ZM19 244H21V243H19ZM206 244V245H207ZM213 244V243H212ZM212 244H211V246H212ZM214 244H217L216 243V241H215V243ZM12 245H14V244H12ZM11 245V246H12ZM26 245H28V244H26ZM25 245V246H26ZM35 245V244H34ZM193 245H195V244H193ZM205 245V244H204ZM223 245V244H222ZM222 245H220L222 248H224V246H222ZM5 245H3V246H0V247H4ZM6 246H9L8 244L6 245ZM10 246V247H11ZM18 246H21V247H23V243H22V245H18ZM28 246H31V245H28ZM28 246H27V248H28ZM36 246V245H35ZM198 246H202V245H198ZM219 246V245H218ZM9 247V248H10ZM14 246H12L11 248H13ZM16 247V246H15ZM32 247V246H31ZM193 247V246H192ZM195 247V246H194ZM197 247V246H196ZM203 247V246H202ZM202 247H201V249H202ZM210 247V246H209ZM7 248V247H6ZM5 247H4V249H6ZM26 248V249H27ZM35 248V247H34ZM34 248H32V249H34ZM199 248V247H198ZM213 248H214V246H213ZM213 248H209L210 250L212 249V251H213ZM219 248V247H218ZM226 248V247H225ZM227 248V249H228ZM20 249V248H19ZM194 249V248H193ZM192 249V250H193ZM204 249V248H203ZM205 249H207V248H205ZM215 249V248H214ZM12 250H14V248L13 249H10L9 250V252L11 253L12 252ZM31 250V249H30ZM30 250H28L29 252H30ZM0 251L2 252V250H1V248H0ZM4 251V250H3ZM15 251V250H14ZM14 251H13V253H14ZM20 251V250H19ZM25 251V250H24ZM35 251V250H34ZM34 251H32L33 253H34ZM194 251H197V250H195L194 249ZM194 251H193V253L191 252V254H194ZM199 251V250H198ZM195 252V253H197V255L199 254L200 255V251L199 252ZM204 251V250H203ZM209 251V250H208ZM212 251H211V253H209V255L210 254H213V253H215V250H214V252L212 253ZM218 251V250H217ZM222 251V250H221ZM221 251H218L219 252V255H221L220 253H221ZM1 252H0V255H7V254H5V252L3 253V254H1ZM8 252V253H9ZM18 252V251H17ZM60 252V251H59ZM69 252V251H68ZM7 253V252H6ZM10 253H9V255H10ZM19 253V252H18ZM21 253H23L22 251H21ZM62 253H63V251H62ZM61 252H60V257H61V254H62ZM66 253V252H65ZM207 253V252H206ZM206 253H205V256H207L206 255ZM20 254V253H19ZM25 254V252L23 253V255ZM29 254V253H28ZM30 254L32 255V253L30 252ZM36 254H38V253H35L34 255V257H36L37 255ZM67 254V253H66ZM69 254H72V253H69ZM202 254H204V253H202ZM216 255H218L217 253H215ZM211 255V256H214L212 259H215V256L216 255ZM223 254V253H222ZM3 255V257H4V260H6L5 258L8 256H4ZM12 255V254H11ZM16 255H17V253H16ZM23 255L21 256V254H20V259H21V261H25V260H22V257H23ZM26 255V254H25ZM24 255V256H25ZM52 255V254H51ZM55 255V254H54ZM58 255L56 254L55 255V257L57 256L58 257ZM62 255H64V254H62ZM68 255V254H67ZM218 255V256H219ZM15 256V255H14ZM18 256H15V258H13V256H10L11 258H13V259H16V258H18ZM33 256V255H32ZM66 256V255H65ZM73 255H71L70 257H72ZM194 256H196V254L194 255ZM204 256V255H203ZM203 256H201L202 257V259H203ZM204 256V257H205ZM223 256V255H222ZM225 256V255H224ZM27 257L29 258L30 256H28L27 255ZM27 257L25 258L28 262H31L32 260V258H34V257H32V258H30V261H29V259H27ZM39 257V256H38ZM38 257L35 259L36 261H39L38 263H40L41 261V255H40V260H37L38 259ZM47 257V256H46ZM48 257H51V256H48ZM47 257V258H48ZM55 257H53V255H52V258H54L55 259ZM68 257V256H67ZM69 257V258H70ZM198 257V256H197ZM196 257V258H197ZM229 257H227V258H229ZM233 257V258H232ZM235 257V258H234ZM2 258V257H1ZM11 258H8V259H11ZM44 258H45V256H44ZM51 258V259H52ZM68 258V259H69ZM76 258V257H75ZM190 258H192L191 256H190ZM194 258V257H193ZM192 258V259H193ZM199 258V257H198ZM220 258V257H219ZM226 258V257H225ZM226 258V259H227ZM20 259H17V260H15L16 262H18V260H20ZM49 259V258H48ZM57 259V258H56ZM55 259V262L56 261H58V260H56ZM59 259V258H58ZM61 259H64L63 257H61ZM61 259L59 260L61 263H63V261H61ZM74 259V258H73ZM189 258H187V260H188ZM200 259V258H199ZM3 260V259H2ZM34 260V259H33ZM34 260V261H35ZM45 260H46V258H45ZM193 260H195V259H193ZM197 260V259H196ZM223 260V259H222ZM10 261V260H9ZM14 261V260H13ZM42 261H43V259H42ZM71 262H75V261H72V260H70ZM224 261V260H223ZM222 261V262H223ZM234 261H235V263H234ZM5 262H7V260L5 261ZM27 262V263H28ZM44 262H47V261H44ZM52 262H53V260H52ZM66 262H68L67 261V259H66ZM203 262V261H202ZM212 262V261H211ZM9 263V262H8ZM13 263V262H12ZM19 263V262H18ZM21 263V262H20ZM32 263V262H31ZM34 263V262H33ZM43 263V262H42ZM59 263V262H58ZM190 263V262H189ZM188 263V264H189ZM197 263V262H196ZM219 263V262H218ZM217 263V264H218ZM227 263H228V261H227ZM10 264V263H9ZM29 264V263H28ZM45 264H48V263H45ZM50 264V263H49ZM66 264V263H65ZM70 264H72V263H70ZM74 264V263H73ZM192 264V263H191ZM206 264H208V263H206ZM214 264V263H213ZM221 264V263H220ZM226 264V263H225Z\"/></svg>","mask_w":264,"mask_h":264}]
</instances>
